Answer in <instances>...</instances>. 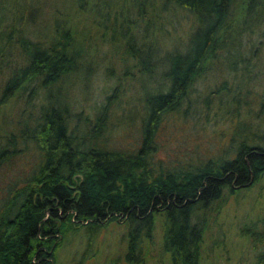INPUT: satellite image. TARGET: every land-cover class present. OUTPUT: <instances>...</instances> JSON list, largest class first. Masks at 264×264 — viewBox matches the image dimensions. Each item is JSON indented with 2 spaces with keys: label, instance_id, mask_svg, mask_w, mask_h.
<instances>
[{
  "label": "trees",
  "instance_id": "1",
  "mask_svg": "<svg viewBox=\"0 0 264 264\" xmlns=\"http://www.w3.org/2000/svg\"><path fill=\"white\" fill-rule=\"evenodd\" d=\"M19 1L0 0V108L8 107L0 170L24 150L35 157L0 197V264H56L82 229L84 256L112 223L127 229L122 261L146 264L157 220L168 263L201 264L213 204L264 178V126L261 134L234 131L219 154L185 160L157 156V131L166 116H200L195 84L209 74L225 76L203 93L204 118L209 94L251 91L243 37L264 33V0H59L64 7L49 8L40 33L30 28L37 8L19 9ZM173 9L191 15L182 42L162 31ZM109 31L119 32L113 56L125 69L91 119L74 112L67 95L77 77L89 78L93 40L116 50ZM127 88L135 99L124 100ZM117 107L127 124L139 119L134 147L109 143ZM240 232L257 251L252 264H264V213Z\"/></svg>",
  "mask_w": 264,
  "mask_h": 264
},
{
  "label": "rangeland",
  "instance_id": "2",
  "mask_svg": "<svg viewBox=\"0 0 264 264\" xmlns=\"http://www.w3.org/2000/svg\"><path fill=\"white\" fill-rule=\"evenodd\" d=\"M27 3L35 6L38 12L40 11V14L30 12L33 26L30 28L35 33H40L45 29L43 23L47 22L49 8L53 11L54 7H64L59 0H20L19 9L24 8ZM166 14L169 16L162 21L164 26L162 31L168 29V35L174 37V40L184 41L193 25L191 15L181 10L174 11V9L172 13L167 12ZM48 18L50 19L51 16ZM165 32L167 34V31ZM108 34L117 37L116 50L106 43L96 42L95 44L93 40L90 52L94 62L91 63L92 69L88 70L90 71L89 78L82 80L77 77L70 84L67 95L74 112H81L82 116H88L91 119L102 104L104 96L111 90L115 81L122 77L125 69L117 63L118 60L113 56L117 53L118 47L120 50L119 32L109 31ZM243 38L245 45L242 47V56L248 61L252 70L253 80L249 86L251 91L248 94H228L230 97L223 94L220 100L215 94H209L211 97L207 103L212 108L208 111L207 118H204L203 93L208 90V87H215L225 75L223 71L215 72L214 75L209 74L196 82L195 88L199 94H194L197 95L195 104L198 106L195 111L200 112V116L194 117L195 119L188 117L185 121L181 119L182 114L175 118L173 116L164 117L156 136L158 157L171 156L175 160H185L190 155L193 158L198 155L207 158L210 155L219 154L226 146L228 147L227 144L234 131L240 134L245 131L261 134L264 126V33L262 35L251 34ZM129 70L136 73L135 68ZM228 76L226 73L227 78ZM143 84L145 85V79ZM125 91L124 100L135 99L131 88ZM136 95L143 97V94ZM21 104L15 105L14 112L20 109ZM217 104L221 106V109L214 108ZM139 107L140 105H137L136 109L138 110ZM113 111L112 125L109 123L111 129L108 130L109 143L125 148L136 146L140 139L138 117H135L132 123L127 124L119 117L122 114L121 107L120 109L114 108ZM7 115L8 107H1L0 120H5ZM188 116L193 115L189 113ZM73 119L76 122L80 120V117L77 115V118ZM34 154L33 149L24 150L0 170V197L4 194L8 181L17 180L28 170L34 160ZM229 154L234 155V151H230ZM252 183L236 194L226 192L225 199L215 202L206 214L208 227L203 235L201 264L253 263L254 254L257 251L253 250L250 240L244 238L240 229L264 213V178ZM126 231V227L121 224L112 223L101 231L92 248L86 250L87 253L82 256L83 250L86 249L84 248V229H82L76 236L72 235L68 238V243L59 252L56 264H125L122 258L126 247ZM162 234L161 222L157 220L152 231L151 257L146 264H169L167 255L161 249Z\"/></svg>",
  "mask_w": 264,
  "mask_h": 264
},
{
  "label": "flooded vegetation",
  "instance_id": "3",
  "mask_svg": "<svg viewBox=\"0 0 264 264\" xmlns=\"http://www.w3.org/2000/svg\"><path fill=\"white\" fill-rule=\"evenodd\" d=\"M251 182H252V180H251L249 183H251ZM249 183H248V184H249ZM248 184H247V185H248Z\"/></svg>",
  "mask_w": 264,
  "mask_h": 264
}]
</instances>
